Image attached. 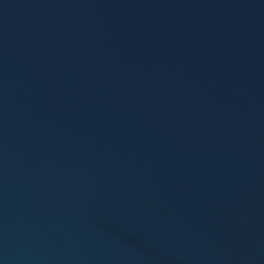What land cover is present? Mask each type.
Returning a JSON list of instances; mask_svg holds the SVG:
<instances>
[{"label": "water", "instance_id": "water-1", "mask_svg": "<svg viewBox=\"0 0 264 264\" xmlns=\"http://www.w3.org/2000/svg\"><path fill=\"white\" fill-rule=\"evenodd\" d=\"M0 264H264V0H0Z\"/></svg>", "mask_w": 264, "mask_h": 264}]
</instances>
